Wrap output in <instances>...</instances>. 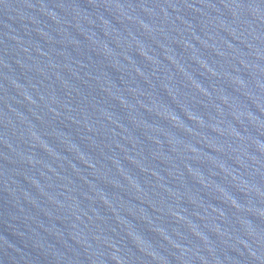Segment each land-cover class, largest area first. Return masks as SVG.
Segmentation results:
<instances>
[{
	"label": "water",
	"instance_id": "95a60500",
	"mask_svg": "<svg viewBox=\"0 0 264 264\" xmlns=\"http://www.w3.org/2000/svg\"><path fill=\"white\" fill-rule=\"evenodd\" d=\"M0 264H264V0H0Z\"/></svg>",
	"mask_w": 264,
	"mask_h": 264
}]
</instances>
